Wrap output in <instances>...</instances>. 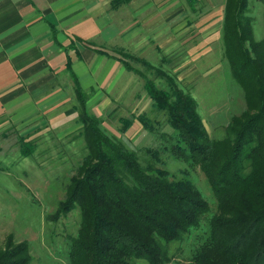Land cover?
I'll return each mask as SVG.
<instances>
[{
    "label": "trees",
    "instance_id": "obj_1",
    "mask_svg": "<svg viewBox=\"0 0 264 264\" xmlns=\"http://www.w3.org/2000/svg\"><path fill=\"white\" fill-rule=\"evenodd\" d=\"M248 6L249 0L223 5V56L245 109L230 118L220 139L209 137L198 102L175 79L117 52L119 57L108 56L145 80L153 106L171 129L160 132L158 147L131 150L104 132L103 120L87 108L89 94L72 73L85 155L57 209V216L77 208L81 213L77 235L68 238L70 264H168L170 246L199 231L206 235L189 264H264V39H254ZM128 59L155 71L166 88ZM139 121L158 133L157 120L141 115ZM130 123L122 121V130ZM32 144L19 141L23 156L35 155ZM165 154L205 176L216 204L212 213L188 171L178 176L167 169ZM31 262L29 246L14 244L11 237L0 250V264Z\"/></svg>",
    "mask_w": 264,
    "mask_h": 264
},
{
    "label": "crops",
    "instance_id": "obj_2",
    "mask_svg": "<svg viewBox=\"0 0 264 264\" xmlns=\"http://www.w3.org/2000/svg\"><path fill=\"white\" fill-rule=\"evenodd\" d=\"M217 1L207 0L212 13L221 7ZM199 28L205 29V0H0V123L79 137L83 125L73 73L89 94V112L118 124L119 135L128 139L126 133L142 132L141 115L135 114L145 96L137 90L138 75L108 54L124 53L166 72L145 51L175 66L188 60L186 47ZM130 109L132 116L125 118ZM124 120L131 122L126 130Z\"/></svg>",
    "mask_w": 264,
    "mask_h": 264
},
{
    "label": "rangeland",
    "instance_id": "obj_3",
    "mask_svg": "<svg viewBox=\"0 0 264 264\" xmlns=\"http://www.w3.org/2000/svg\"><path fill=\"white\" fill-rule=\"evenodd\" d=\"M217 2L221 7L218 12L212 13L205 0V29L192 31L193 42L186 47L188 60L182 58L183 60L177 61L174 66L170 65V62H163L167 60L164 56L160 60L161 57L155 52L150 49L145 51L154 66H163L182 89L195 97L198 113L209 137L213 139L222 138L230 118L245 109L244 94L232 79L229 66L222 56L221 27L224 2ZM202 5V2L196 4L198 10ZM189 15L196 18L198 14ZM247 15L252 19L254 39H264V0H249ZM202 35H205V43H202ZM128 61L153 79L159 87L166 88L167 82L158 78L155 71L142 63L131 59ZM187 62V68L191 71L189 77L185 73ZM138 81L137 90L141 96H145V101L141 102L142 108L138 109L139 113L135 112V115H145L157 120L160 126L158 133L145 132L143 127L141 129L138 126L142 132L137 128L133 130L134 136L126 133L127 139L119 135L118 124L103 120L102 125L107 135L124 142L125 146L135 151L146 147L156 148L160 145V141H156L160 132L171 133V129L166 125V115L155 109L147 90V93L145 92V80L138 76L135 84ZM129 94L131 93L127 92V95ZM132 110L126 111L125 118L132 116ZM135 119L134 116L133 122ZM40 136L42 138L37 139ZM73 136L74 138L62 137L58 132L48 129L18 130L9 123H0V250L5 248L11 237L14 244L25 243L29 246L31 264H70L68 238L77 235L81 213L77 208L69 214L57 216V209L59 203L65 199L70 180L85 155L83 139L77 137V134ZM22 139L39 145L34 156H23L19 145ZM164 157L170 172L178 176L183 175L182 171L190 173L212 213L216 207L215 199L200 170L173 160L168 154ZM205 235L199 231L192 237L171 245L168 264L191 263ZM138 264L147 263L139 261Z\"/></svg>",
    "mask_w": 264,
    "mask_h": 264
}]
</instances>
